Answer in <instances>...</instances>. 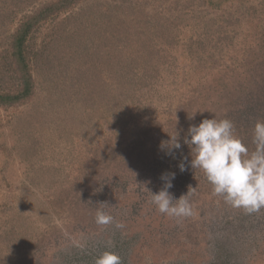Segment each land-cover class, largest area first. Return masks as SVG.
<instances>
[{"label": "trees", "instance_id": "1", "mask_svg": "<svg viewBox=\"0 0 264 264\" xmlns=\"http://www.w3.org/2000/svg\"><path fill=\"white\" fill-rule=\"evenodd\" d=\"M83 1L46 0L33 12L27 10L31 3H35L34 0L29 4L27 0L16 3L17 7H21L15 10V14L18 16L21 13L22 16L17 29L9 35L8 49L3 55L0 69L2 108L18 107L35 97L39 87L36 69L41 70L46 66L49 69L46 75L51 77L48 100L52 105L55 101L62 103L60 113L71 114L76 101L88 104L98 99L102 102L94 89L90 93L86 92V85L92 80L90 69L94 68L99 79L108 82L110 68L112 72H118L116 68H122L123 63H126L121 51L116 53V44H122L125 52L130 49L136 54L134 59L152 61L153 65L144 75L142 71H136L139 78L136 81L141 84L138 91L130 94V102L125 104L126 108L131 107L129 110L121 108L127 98H117L115 110L112 109L114 118L105 126L108 132H102L98 138L86 143L89 147L81 139L78 140L71 180L50 200L59 216L65 219L67 230L55 226L39 234L25 247L20 246L16 259L10 264H50L53 249L61 243L67 247L68 253L74 252V245L69 246L66 242L70 236L67 233L77 236L82 231L94 233L102 229L104 225L96 223V210L100 203H107L110 196L119 198L117 207L126 211V214L119 217L129 238L124 243V246L130 248V253L123 259L124 264H145L149 260L145 256L140 257L141 252L150 256L151 263H159L153 252L160 237H164L168 244L178 242L180 250L187 247L186 241L197 247L201 236L197 221L215 208L218 211L214 213L220 212L222 217L239 215L240 223L236 225L235 233L215 238L213 256L206 254L203 258L199 254L201 261L208 260L209 264H264V233L259 234V228L253 229L256 225L248 222L252 213L232 207L223 197L215 195L201 169H193L190 164H186L185 171L179 168L184 157L189 162L192 159L191 148L184 143L189 127L199 125L205 118L212 119L215 116L218 120L229 119L234 125V134L248 148L249 153L255 150L254 126L258 120L264 121V0H194L192 7L197 8L195 11L199 12L200 9L206 16L205 34H198L194 30L189 37H178L170 42L167 39L166 43H170L171 47H160L151 53L141 51L149 46L148 36L161 33L159 30L151 29L143 33L140 28L131 30L129 27L120 35L118 21L113 23L104 20V23L95 25L91 30L86 27L83 30H87L93 38L98 36L101 42L103 39L115 38L116 44L110 45V41L108 46H101L97 52H93L91 46L97 44H90L87 40L80 43L82 45H76V41H72L70 50L84 51L85 56L78 66H65L66 73L60 75V72L50 67L54 60L48 56L42 58L37 53L33 40L43 20L60 17L78 5L79 14L85 17L88 11L84 10ZM0 3V9H5L7 3L8 7L15 4L13 0H0ZM174 22L175 19L170 24ZM182 58L193 60L197 66L187 65L180 70L186 81L178 87L177 93L166 94L165 99L159 100L163 103L159 105V101L154 102L162 95V87H155L158 81L161 82L158 78H162L161 83L175 82L178 78V61ZM88 63H92V66L82 68ZM64 75L62 80L69 85L58 86ZM144 88L150 94L145 100L142 98L146 93ZM81 89L84 93H80ZM109 112H112L111 109ZM101 113L108 116L102 109ZM51 114L54 116L55 113ZM115 117L118 118L115 120ZM64 119L55 116L59 127H63ZM177 134L180 149L170 147L171 137ZM172 173L175 178L171 179L173 187L168 191L174 198L186 194L189 186L194 188L188 194L193 211L189 217L162 214L151 201L149 191L158 193L162 190L167 183L162 177H170ZM109 207L105 205L104 209L112 215L113 208ZM145 211L146 215L143 216ZM161 218L164 219L163 223L155 222L153 228L149 226L154 219L157 221ZM257 222L263 225L261 218ZM156 226H159L157 231L154 230ZM249 230L257 235L255 243L248 241L246 245H241L238 232L245 234ZM206 244L209 250V243ZM251 246L254 250L249 254ZM196 258L200 260L195 256L194 261Z\"/></svg>", "mask_w": 264, "mask_h": 264}, {"label": "rangeland", "instance_id": "2", "mask_svg": "<svg viewBox=\"0 0 264 264\" xmlns=\"http://www.w3.org/2000/svg\"><path fill=\"white\" fill-rule=\"evenodd\" d=\"M20 1L13 0L14 5L8 7L7 3V8L0 9V69L4 61V51L8 49L9 35L13 34L20 24L22 14L19 13L18 16L15 14V10L21 7H17L16 4ZM192 1L194 0H85L83 1L84 10L88 11L85 17L79 14L80 5H78L76 9L64 12L60 17L48 21L43 20L33 41H35V48L38 49L37 53H40L42 58L48 56L54 60L50 67L53 71L60 72V75L66 73L65 66L74 68L81 64L85 56L84 51L72 52V49L70 50L69 46L72 41H76V45L85 43L87 40L90 44H97V46H91L93 52H97L101 46H108L110 41V45L116 44L115 38L110 37L111 40L107 38L101 42L98 36L93 38L89 36L87 30H83L85 27L91 30L95 25L98 26L106 20L120 23V27L118 26L120 35L129 27L131 30L140 28L143 33L151 29L159 30L161 33L148 36L149 46L141 51L151 53L160 47H171L170 43H166L167 39L170 42L178 37H189L195 32L194 30L198 34H205L206 16L200 9L199 12L195 11L197 8L192 7ZM27 2L29 4L31 0ZM34 2L29 5L27 12L35 11L46 0H34ZM174 19L175 22L170 24ZM197 19L200 21H196ZM123 35L126 34L123 33ZM150 37L152 39H149ZM123 48L122 44H116V53L121 51L127 64L123 63L122 68H116L118 72H112L110 68L108 82L100 80L94 68L90 69L92 80L86 85V92L90 93L94 89L102 102L98 99V101L91 100L88 104L76 101L71 114L60 113L62 103L55 101L52 105L48 100L50 90L48 85L51 77L49 74L46 75L49 72L46 66L41 70L36 69L35 74L39 87L35 97L18 107L6 109L0 106V264L12 263L20 251V246L25 247L39 234L55 226L67 230L65 219L59 216V212L50 204V200L71 180L72 162L78 149V140L81 139L89 147L86 143L98 138L97 136L102 135V132L107 133L109 129L105 126L108 125L109 120L114 118L112 109L115 110L117 98L126 97L127 99L122 104L119 103L122 105L121 108L129 110L131 107L126 108L125 104L127 101L130 102L132 96L130 94L138 91L139 84H141L136 81L139 79L136 71H142L141 74L144 75L145 71H149L150 65H153L152 61L134 59L136 54L130 49L125 52ZM59 56L61 58L57 60ZM130 61H133V64H130ZM178 62V78L175 82L161 83L162 78H158L161 82L158 81L155 87H162L160 90L162 95L154 102L165 99L166 94L177 93L178 87L186 81L180 70L186 68L187 65L197 66L196 62L186 58ZM92 63L85 64L82 68L92 66ZM121 72L127 75L123 76ZM64 77L65 75L61 77V83L58 86L65 84L62 80ZM145 88L144 92H146ZM80 93H84L82 89ZM148 94L149 92H146L143 95V100ZM101 104V109L107 112L108 116L102 115ZM158 104L163 103L159 101ZM109 109L112 112H109ZM81 111H83L82 114ZM51 112L55 113L54 116ZM55 116L65 117L63 127L58 126ZM117 118L115 117V120ZM118 199L110 196L107 200L108 205L113 208L112 215H115L113 223L104 225L102 229L94 233L82 231L74 236L68 232L67 235L70 236L66 238V242L69 246L74 245V252L68 253L67 247L61 243L59 247L53 249L50 264H94L95 258L106 250L118 254L124 264L123 259L130 253V248L124 246L126 239H129L128 233L123 228L115 227V223L119 222V217L126 214V211H121L117 207ZM209 211L210 213L201 216L197 221L198 231H201L197 247L186 241L187 247L180 250L178 242L168 244L164 237H160L158 243L154 245L153 252L159 263H151L150 256L146 252H141L139 256H145L149 260L145 264H209L208 260L201 261L199 254L203 258L206 254L213 256L216 247L215 238L235 233V227L240 223L239 215L222 217L220 212L214 213L218 211L216 208ZM146 212L142 215L145 216ZM260 218L263 225L257 222ZM262 218L264 219L263 208L252 212V218L248 221L256 225L253 229L259 228V234L264 233ZM163 220L162 218L157 221L154 219L149 226L153 228L155 222L163 223ZM158 228L159 226H156L154 230L157 231ZM237 236H239V243L246 245L248 241L255 243L254 238L257 235L249 230L245 234L238 232ZM237 236L235 238H238ZM206 243H209V250H207ZM253 250L251 246L249 254ZM195 256L200 260L197 261L196 258L194 261Z\"/></svg>", "mask_w": 264, "mask_h": 264}, {"label": "clouds", "instance_id": "3", "mask_svg": "<svg viewBox=\"0 0 264 264\" xmlns=\"http://www.w3.org/2000/svg\"><path fill=\"white\" fill-rule=\"evenodd\" d=\"M171 137L170 147L180 149L177 138ZM190 137V138H189ZM184 143L191 148V161L184 157L179 165L181 171L186 170V164L193 169H201L213 193L223 197L232 207L243 208L252 213L264 208V121L258 120L253 130L255 150L249 153L248 148L234 134V125L229 119H203L199 125H191ZM194 154V158L193 155ZM167 181L158 193H151V201L157 210L167 216L189 217L193 214L188 200L189 186L186 194L178 199L168 191L172 188V173L162 177ZM96 210V223L107 225L114 222V217L105 211L107 203H100ZM116 228H123L116 222ZM94 264H122L121 257L115 252L104 251L95 258Z\"/></svg>", "mask_w": 264, "mask_h": 264}]
</instances>
